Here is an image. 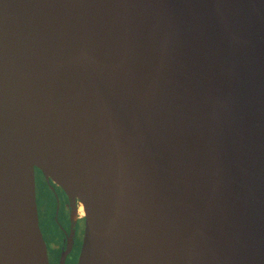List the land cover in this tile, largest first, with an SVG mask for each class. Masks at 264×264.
Returning <instances> with one entry per match:
<instances>
[{
  "label": "water",
  "instance_id": "water-1",
  "mask_svg": "<svg viewBox=\"0 0 264 264\" xmlns=\"http://www.w3.org/2000/svg\"><path fill=\"white\" fill-rule=\"evenodd\" d=\"M36 168L77 264H264V0H0V264H49Z\"/></svg>",
  "mask_w": 264,
  "mask_h": 264
},
{
  "label": "flooded vegetation",
  "instance_id": "flooded-vegetation-1",
  "mask_svg": "<svg viewBox=\"0 0 264 264\" xmlns=\"http://www.w3.org/2000/svg\"><path fill=\"white\" fill-rule=\"evenodd\" d=\"M39 227L47 248L49 264H77L84 231L79 208L39 169L34 170Z\"/></svg>",
  "mask_w": 264,
  "mask_h": 264
},
{
  "label": "bare ground",
  "instance_id": "bare-ground-1",
  "mask_svg": "<svg viewBox=\"0 0 264 264\" xmlns=\"http://www.w3.org/2000/svg\"><path fill=\"white\" fill-rule=\"evenodd\" d=\"M78 208H79V211H80L81 215H83L84 214V211H83V207H82V205L80 203L77 206V209Z\"/></svg>",
  "mask_w": 264,
  "mask_h": 264
}]
</instances>
